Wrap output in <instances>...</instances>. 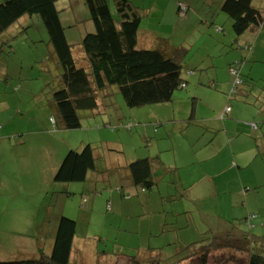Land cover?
I'll list each match as a JSON object with an SVG mask.
<instances>
[{"label":"rangeland","instance_id":"rangeland-1","mask_svg":"<svg viewBox=\"0 0 264 264\" xmlns=\"http://www.w3.org/2000/svg\"><path fill=\"white\" fill-rule=\"evenodd\" d=\"M117 1L122 0H106L113 17L116 16ZM127 1L138 9L141 18L138 49H158L165 41L187 51L182 70L187 89L176 91L169 103L129 109L116 90L114 106L106 108L104 114L81 111L80 129L64 130L54 105V93L64 88L63 70L53 55L49 35L40 18L22 17L0 38V97L6 93L14 103L10 120L3 125L5 117H0V126H11L16 133L9 136H16L15 141L20 138L24 142L20 147L5 144L0 150V164L4 158L8 162L4 155L10 153L9 166L0 165V261L36 260L40 253L50 254L58 223L56 218L61 216L77 223L75 242L80 252L74 246L72 264H97L103 254L105 257L102 256L99 264H129L127 257L135 254L144 264H150L156 259L149 256L155 258L156 255L146 253L148 244L155 242L149 237V227L152 226L151 229L158 234L156 229L165 220L168 225L178 224L167 230L163 238L178 236L179 228L190 218L193 226L190 232L182 233L190 235L184 248L173 244L165 252H160L161 256L157 258L162 260L160 264H178L190 253L185 247L194 243L196 248L197 243L210 237L221 238L236 246V240L226 237L227 233L234 237L245 233L250 236L252 246L264 248V186L258 191H248L246 198L236 178L226 181L228 174L223 175L218 190L212 189L211 192V187L206 185L202 193L204 198L191 204L192 200L196 201L191 197L184 208L172 202L161 204L158 195L152 191L147 208L138 207L137 201L130 200L121 203L120 211L113 214L107 206L112 203L113 192L110 191L120 185L115 177L120 170L107 172L110 184L106 188L98 187L101 193L91 190L86 193V204L82 198V182L54 183L55 173L66 155L81 150L82 144H92L95 153L101 156L103 153L111 155L110 152L124 153V157L133 161L153 149L150 146L156 139V132L157 136L161 135L157 122L165 123L172 108L176 109V118L172 120H188L195 104L198 118L216 119L226 107L231 109L236 103L235 98L227 101L234 76L228 69L226 58L230 59L236 52L231 50L232 40L229 41L226 35L232 38L234 31L231 18L221 11L225 0ZM179 3L186 5L185 16H180L177 10ZM56 9L67 41L73 47L76 64L86 66L80 43L87 34L94 33L95 28L84 0H59ZM223 79L230 81L227 93L216 86L217 80ZM127 125H131L129 129H126ZM193 130L197 129L189 126L188 131ZM215 138L216 141L219 139L218 136ZM11 153L15 156L12 157ZM259 158L264 159V156ZM116 159L120 161L119 157ZM260 162H257L258 166L264 165V160ZM190 174L189 169L184 173L185 178L189 179ZM164 178L172 185L176 175L169 170ZM155 181V189L166 186L157 179ZM91 201L94 204L89 210ZM249 213L257 218L246 222L244 219ZM196 232L204 233L201 238L193 239ZM233 256L218 252L210 257V264L233 261L246 264L242 258L236 259L237 256L243 257L241 253ZM197 263L198 260L192 259L184 264Z\"/></svg>","mask_w":264,"mask_h":264},{"label":"trees","instance_id":"trees-1","mask_svg":"<svg viewBox=\"0 0 264 264\" xmlns=\"http://www.w3.org/2000/svg\"><path fill=\"white\" fill-rule=\"evenodd\" d=\"M58 1L4 0L0 3V38L22 17L38 16L40 18L49 35L53 55L63 70L61 77L64 88L54 93V105L64 130L80 129L79 112L81 111L104 114L106 108L114 106L113 96L116 90L126 107L134 109L169 103L174 93L182 89V85L186 86L182 78V70L187 51L172 47L165 41H162L158 49H138L137 38L141 18L138 9L127 0L117 1L115 17L111 14L106 0H84L95 31L87 34L80 43L85 54L86 66H78L73 58V47L67 41L64 28L60 23L56 9ZM182 8L187 13L186 5L179 3L178 12ZM221 11L231 18L236 36H241L250 28L259 26L263 19L262 13L252 7V0H225ZM246 49L249 50L250 47ZM239 64L242 65L241 62ZM233 66L234 64L229 68ZM241 80V85L235 92L230 93L231 99L238 94L243 85L244 87L249 85L248 81H244L243 78ZM228 114L224 119L228 117ZM249 126L257 129L256 123H250ZM94 152L95 148L90 145H85L79 151H70L57 169L54 183H84L87 181L88 173L93 172L98 173L97 177L100 180V176H104L105 171L96 170V162L99 159L94 157ZM110 153L119 156L117 152ZM128 168L136 187L145 192H151L156 187V178L153 175L155 168L151 159L138 160L129 164ZM163 170L162 173L169 172L166 169ZM110 208L109 203L107 210ZM256 218V215L250 213L244 220L251 222ZM76 228L75 221L61 216L54 235L52 234L53 244L50 254L40 253L39 259L36 260L0 261V264H72L71 252L74 248L73 244L75 245ZM225 235L235 239L236 246L230 245V242L223 241L221 238H206L197 243L196 248L194 243L185 247L190 253H187L178 264H182L187 259L198 260L197 264H210V257L218 252L224 254L228 252L232 257L241 253L243 257L235 256L236 259L242 258L246 264H264V248L258 245L252 246L250 236L245 233L239 237L229 233ZM158 250L159 252L155 254H149L151 251L149 249L146 252L147 255H156L155 258L149 256L150 259L156 260L152 263L148 259L146 261L150 264H160L162 260L157 258L161 256L162 249ZM102 256L105 257V254L99 256L97 264ZM127 258L129 264L145 263L137 254ZM229 264H235V262Z\"/></svg>","mask_w":264,"mask_h":264},{"label":"crops","instance_id":"crops-1","mask_svg":"<svg viewBox=\"0 0 264 264\" xmlns=\"http://www.w3.org/2000/svg\"><path fill=\"white\" fill-rule=\"evenodd\" d=\"M255 2H257V5H254ZM252 7L262 13L263 19L261 24L250 28L241 36L234 34L235 37L232 36L230 38V35L226 34L229 37V41L230 39L232 40L230 44L231 50L236 52L230 59L226 58L228 69L230 65L241 62V78L249 82V85L246 87L243 85L239 89L238 94L232 99L228 95L227 101L236 99V103L231 107L228 117L220 119L224 112L223 110L216 119L213 117L198 118L195 104L188 120H172L176 118V116L174 118L176 109L172 108L170 110L171 116L165 118V120L163 118L166 121L165 123L157 120V129L160 128L161 135L157 136L158 132H156V139L150 146L153 149L148 150L146 155L129 161L127 157H124V153H119V156L113 153L111 155L103 153L101 156L99 153L96 154L94 152V157L96 156L99 159L96 162V170L100 171L103 169L105 174L102 177L100 176V180H98V173H88L87 181L83 183L84 192H82V198H84V204L87 202V197L84 196L86 193L89 194L90 190L100 191L98 187H108L110 179L106 174L107 172L113 173L112 170L121 171L115 173V177L120 182V185L115 190L110 191L113 192L111 193L112 213H118L120 211L119 205L130 200L137 201L138 207L147 208V205L151 203L149 198L152 191L158 195L161 204L166 205L172 202L173 205L184 208L186 202L188 203L192 199L191 197L196 199V201L192 200L191 204L194 202L198 203L200 199L204 198L202 193L206 190V185L211 187V192L212 189L218 190L217 188L222 184L224 174H228L226 176L227 182L234 178L237 179L244 189L242 193L246 198L248 197V191H258L264 186V165L258 166L257 164V162L260 164V161L264 160L263 158H259V156H264V0H252ZM215 30L219 32L218 28H215ZM246 47H250V49L247 50ZM189 74L193 75L192 72H189ZM196 81H198L197 78ZM216 86L221 91L227 93L230 81L225 79L221 81L217 80ZM193 98L198 101V98L194 94ZM13 106L14 103H12L10 95L3 93V97H0V117H5L3 125L10 120ZM92 114L90 116H93ZM52 123L54 124L53 120ZM250 123H256L257 129H252L249 126ZM189 126L197 130L188 131ZM129 128L130 125H127L126 129ZM14 133L16 132L11 126H0V150L5 144L19 147L24 144L22 139L19 138L15 141L16 136H9V134ZM216 136L219 137L217 141ZM82 146L84 147L83 144ZM9 155L10 153L4 155L7 156L8 162L4 158V161L0 164L2 167H5L7 164L9 166ZM11 156L14 157L15 154L11 153ZM117 157L120 158L119 162H117ZM147 158L152 160L153 167L155 168L153 175L157 179V182L166 184V186L154 188L151 192L142 191L134 185L131 172L128 168L129 164ZM255 163L257 164L256 167ZM163 169L174 171L176 180L172 182V185L165 182L164 177L166 173H162ZM189 169L191 174L190 178L187 179L184 173ZM118 190L120 191L118 192ZM93 204L91 201L89 210H91ZM67 209L71 210L72 208L67 206ZM56 219L58 220L59 217ZM177 224L171 223L170 226L166 220L159 223L156 229L159 231L158 234L151 229L152 226L149 227V237L150 239H154L155 242L148 244L146 252L150 249L149 254H155L159 252L158 249H162L160 252L163 253L165 249H169L173 244H179L184 248V245L190 241V238L187 237L190 235L187 233L182 235V233L191 231L193 226L192 218L182 224L181 228H179L180 233L178 236L175 238H163L165 232L174 228ZM168 226L170 228L167 229ZM138 231L140 232L141 229H138ZM202 233L204 232H196V235H192L193 239L201 238ZM186 237L187 239H185ZM73 246H76L77 251L80 252L77 242ZM138 250H141V248L139 247ZM188 261L190 260L187 259L182 264Z\"/></svg>","mask_w":264,"mask_h":264},{"label":"built area","instance_id":"built-area-1","mask_svg":"<svg viewBox=\"0 0 264 264\" xmlns=\"http://www.w3.org/2000/svg\"><path fill=\"white\" fill-rule=\"evenodd\" d=\"M179 14H180V16H185L186 13H185L183 8L179 12ZM240 70H241V66L239 63H235L234 66L232 68H230L231 75L234 76L233 89H232L231 93L235 92L236 88L238 86H240L242 83V80L240 78V76H241ZM181 88L184 89V88H186V86L182 85ZM229 111H230V109L228 107H226L223 114L221 115V119H224L227 116V114L229 113Z\"/></svg>","mask_w":264,"mask_h":264}]
</instances>
